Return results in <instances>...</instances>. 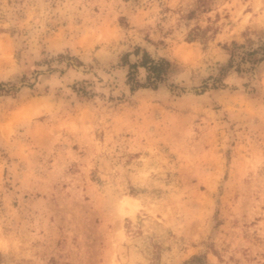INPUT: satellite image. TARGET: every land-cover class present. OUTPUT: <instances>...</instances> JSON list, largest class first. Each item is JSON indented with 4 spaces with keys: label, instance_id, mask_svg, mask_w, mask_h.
Masks as SVG:
<instances>
[{
    "label": "rangeland",
    "instance_id": "374dc122",
    "mask_svg": "<svg viewBox=\"0 0 264 264\" xmlns=\"http://www.w3.org/2000/svg\"><path fill=\"white\" fill-rule=\"evenodd\" d=\"M0 264H264V0H0Z\"/></svg>",
    "mask_w": 264,
    "mask_h": 264
},
{
    "label": "trees",
    "instance_id": "16d2710c",
    "mask_svg": "<svg viewBox=\"0 0 264 264\" xmlns=\"http://www.w3.org/2000/svg\"><path fill=\"white\" fill-rule=\"evenodd\" d=\"M137 55V53H136ZM143 67L147 72L146 76V86L156 87L157 80L159 76L165 75L170 67V63L164 59L158 61H152L149 59L145 51L141 54L138 63H133L132 67ZM198 259V258H196Z\"/></svg>",
    "mask_w": 264,
    "mask_h": 264
},
{
    "label": "bare ground",
    "instance_id": "6f19581e",
    "mask_svg": "<svg viewBox=\"0 0 264 264\" xmlns=\"http://www.w3.org/2000/svg\"><path fill=\"white\" fill-rule=\"evenodd\" d=\"M123 199H124V198H123ZM128 199H129V198H126V202L128 201ZM129 200H130V199H129ZM124 202H125V200H124ZM128 202H129V201H128ZM128 202H127V203H128ZM130 209H131V211H132V207H130Z\"/></svg>",
    "mask_w": 264,
    "mask_h": 264
}]
</instances>
